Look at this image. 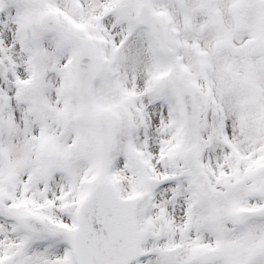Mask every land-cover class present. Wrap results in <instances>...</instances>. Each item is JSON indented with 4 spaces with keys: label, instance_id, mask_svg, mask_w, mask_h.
<instances>
[{
    "label": "snow or ice",
    "instance_id": "6c2138e0",
    "mask_svg": "<svg viewBox=\"0 0 264 264\" xmlns=\"http://www.w3.org/2000/svg\"><path fill=\"white\" fill-rule=\"evenodd\" d=\"M0 264H264V0H0Z\"/></svg>",
    "mask_w": 264,
    "mask_h": 264
}]
</instances>
